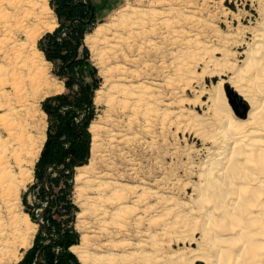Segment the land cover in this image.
I'll return each instance as SVG.
<instances>
[{
    "label": "bare ground",
    "instance_id": "bare-ground-1",
    "mask_svg": "<svg viewBox=\"0 0 264 264\" xmlns=\"http://www.w3.org/2000/svg\"><path fill=\"white\" fill-rule=\"evenodd\" d=\"M49 1L0 0V264H9L11 260V241L20 235L24 237L21 214L24 213L26 224L35 226L29 214L21 213L20 195L32 178V168L46 140L45 131L40 133V126L37 128L38 105L45 96L60 93L64 87L50 82L44 68L46 60L37 47L43 34L58 26ZM195 1L198 0H150L144 8L124 7L113 18L117 23L100 24L85 39L98 63L120 57L127 62L107 71L120 72L116 78L120 82L110 87L112 94L105 87L96 92L97 102L105 99L111 105L109 108L114 109V101L120 108V118L109 119L108 149L103 142L105 126L102 121L93 122L91 162L77 168L76 190L82 209L79 222L84 232L81 244L72 246L71 251L83 264H264V17L253 28L251 47L242 52L244 67H239L229 81L250 106L248 115L241 119L233 111L223 81L210 94L213 117L209 127L191 122L205 141L218 144L217 150H209L210 156L206 154L208 159L204 163L196 165V197L189 204L183 203L186 207L182 210L177 203L175 207L168 205L169 199L147 186L153 185L147 180H142L141 185L128 184L142 178L135 159H127L129 151L125 148L146 141L148 151L153 153L159 115L164 130L173 125L170 104L159 96L170 95V88L176 84L169 73L171 67L181 82L189 84L195 76L193 66L203 61L206 54L218 49L227 61L233 55L229 46L240 42L235 34H217V42L223 43L215 49V42L204 40L206 20L197 16L204 9ZM261 1L264 16V0ZM174 46L176 52L171 51ZM162 48L174 60L162 62L163 72L169 74L163 84H157L160 81L155 83L152 66L145 58ZM133 52L137 56H132ZM140 62L139 67H132ZM213 62V58L205 61L206 65ZM106 95L112 97L106 99ZM161 102L163 109L158 112ZM41 113L46 116L44 111ZM136 125L140 128L139 142L138 134L133 133ZM119 158L129 167L125 165L124 172L118 173ZM96 161L103 162L108 171L97 170ZM86 187H95L97 200L86 195ZM153 198L166 203L160 207L150 202ZM89 213L94 215L97 226L89 225ZM108 220L117 231L109 227ZM144 225L148 226L145 231ZM31 227L26 229L28 238L32 237ZM114 232L124 233L120 244L113 245L117 246L115 249L123 248L121 252L110 248L115 242ZM173 237L189 238L197 247L170 252L168 238ZM25 240L20 241L21 247L31 245L32 240ZM21 257L15 259L19 261Z\"/></svg>",
    "mask_w": 264,
    "mask_h": 264
},
{
    "label": "rangeland",
    "instance_id": "rangeland-1",
    "mask_svg": "<svg viewBox=\"0 0 264 264\" xmlns=\"http://www.w3.org/2000/svg\"><path fill=\"white\" fill-rule=\"evenodd\" d=\"M73 2L74 4H78L80 2H84L85 4H87V2H91L93 7L95 8V18L93 20L90 19V22H88L83 29V32L80 35L82 36V40L79 44L77 52H73V49L71 47H67L62 51V55L55 57L53 60H50L47 58L46 52L44 51V49L46 50V48L50 47V39L48 38V34H53L54 32H56V29L60 27L62 22L56 12L58 3L55 0H50L49 5L55 14L58 26L55 30L47 31L46 33H44L37 42V47L43 53V58L46 60L44 61V68H46L47 76H49L50 82L52 81V84L63 85L64 87L62 88L60 93H54L45 96L42 100L39 101L38 110L40 112V120L39 122H37V128L40 126V128H38L40 133L45 131L46 140L42 147L41 153L36 160L34 167L32 168V178L27 183L25 188L22 189L20 195L21 213L25 212L29 214L31 220L35 223V226L31 227L25 223L24 213L21 214L22 216L20 215L21 218H23L22 220L24 221V223L22 222V227H25L24 237L23 235H20V237L22 236L21 238L17 237L16 239H13L11 241V260L9 264H21V261L23 259L25 260V263L23 264H47L50 258L52 261L51 263L54 264H83L79 260L78 256L70 249L72 248L71 246L81 244V236L84 232L81 230L79 222V213L82 211V209L80 207V203L78 202L79 197L76 190L78 185L76 181V175L78 172L77 168L80 166L88 165L91 162V146L93 141V134L90 131V126L93 122L102 121V125L105 126V128L102 129V134H105L103 142L106 145V149H108L107 144L109 143V140H107V128L111 126V122L109 119L120 118L121 114H117L120 108L119 105L117 106V104L114 103V101H112L113 103L111 102L114 106V109H112L113 107L109 108L111 107V105L109 104L108 106L105 99L101 102H97L95 100L96 92L99 89H103L104 87L106 90L107 88L109 90L114 83L120 82L118 81V79H116L118 78L120 72L116 70L115 73V71L112 72V70L110 69V72L112 73L111 74L107 71H109V68L116 66L119 67L118 65L124 66L127 62V60L122 57L117 59L118 61L116 59L114 60L112 58H108L109 60H106V64H101L99 62L101 64L100 66L98 60L95 59L93 51L86 44L85 39L87 35L94 33L96 27H98L100 24L109 23L114 25L115 22L117 23L118 20H114L113 18H115L120 12L119 10H122L124 7L144 8L145 6L147 7L150 5V0H73ZM197 2L195 1V3L199 4V6L204 9L203 11H200L197 16L201 17V19L206 20L205 24H207V29L205 28V33H207H204L205 36H203L204 40H208L209 42L211 40V42H215L213 44L216 49L223 43V41L217 42L218 35L227 36L228 34H235L234 36H237L236 39H238V41H240L241 43L239 42L237 44L229 46V49L231 52H233V55L227 61L223 60L220 50L217 51L218 49L214 50V53H212L211 51V53L209 52V54H206L207 56L205 55V59L203 61L199 60V63L196 61L197 66L196 64L193 66V71H195V74H192V76H195L189 84L184 81L181 82L180 79L174 75L175 72L174 69H172L173 66L171 67L169 73L170 76L174 78V83L176 84H173V86L175 87L173 88L172 86L170 88V95L159 96L163 100L165 99V102H168L170 104V109L172 111L171 119L173 121V125L164 130L161 127V119L159 115V121L157 120L156 125V144L153 153L148 151L146 141H144V143L139 142L140 134L138 132L140 128H137L136 125V130H132L130 133L132 135H134L133 133L138 134H136V140H138L139 143H132L125 149L126 151H129L127 159L128 156L129 158L135 159V166L139 168L140 179H142L140 181L138 180L137 182H122L126 184L128 182V184L130 185H141L140 183L142 182V180H147L149 184H153L152 186H147L160 192V194L166 196L169 199L168 205L172 204L171 206L175 207V204L177 203V207L181 206L179 208H182V210H184V208L186 207L185 205H183V203L189 204L191 200L197 195L194 188L196 186L195 184H197L199 181V177L197 174L198 166L196 165L204 163V160L208 159L206 157L210 156L212 152L217 150L218 146V144L214 145L212 141H205L203 137L198 135L192 123L202 122L205 125L206 129L207 127H209V119L213 117L210 94L212 92V89L219 86L220 82L223 81V89L233 111L237 115H239L241 119L245 118L248 115L250 106H247V102H245L243 100V97H241L239 93L234 90L229 81L231 77H233L234 74L238 72L237 70L239 69V67H244L243 60H245V55H242V52L251 47V43L254 42L251 34L264 17L261 10L263 7L261 0H198ZM63 20V22L66 23L65 26L62 27V30H60L59 33L57 32L58 34L55 33V35H57V39L59 40L64 38L71 39V35L68 32L70 30L69 25L74 26V23L77 20L76 18L66 19L65 17L63 18ZM118 26H114V28H117ZM215 29L217 33L215 32ZM172 48L174 49H172L171 51L174 50V52H176L178 50L177 46H174ZM162 51L163 48L160 49L157 53L150 54V57L148 56L145 58V60L149 62L150 67L152 66L151 69L153 71V76L155 79L154 81H156L155 83L160 81L157 84H163L164 79L166 78V74H169L167 72H163V63L165 61H168V63H170V61L172 62L174 60L173 57L167 55L168 53L166 50H164L163 52ZM164 52H166V55L164 54ZM136 53L137 52H133L131 55L137 56L138 53ZM73 54H76V56H74ZM63 55H67V57L63 58ZM162 56L165 58V60ZM167 56L169 57V59ZM71 57L73 59H76V62L73 66L66 68V64H69L73 61ZM166 57L168 60L166 59ZM209 58H213L217 65L218 63L220 64L216 66V63L213 62L210 64L207 63L206 65L205 61L209 60ZM221 60L222 62H220ZM196 62L194 61V63ZM139 64L141 65V62L138 64L134 63L132 67L134 68L135 65L136 67H139ZM126 66L130 67V65ZM214 67H220L219 71H214ZM80 82L83 83L84 90L88 91L89 95L81 94L84 91L81 88ZM157 88H160L161 91L163 90L162 87ZM172 88L174 90L173 92H171ZM110 93H113L111 89ZM60 94H66L71 97L72 102L70 105L66 104L63 106V113H65L64 111L69 110V114L71 117V126L74 129H81L82 126L86 129L85 132L87 133L89 139L88 150L85 158L77 163L72 162V157L68 155L65 156L64 159L63 157H60L54 164L45 166V163H43L44 160H40L42 151L49 139L48 133L50 131L54 133L55 129H57V120H61L59 118L50 117L49 114L44 110L43 102L49 97ZM111 97V95H106V99ZM76 99L80 100V105L73 104V101H75ZM163 103L164 102L159 103L158 112L163 109ZM115 107L117 108L115 109ZM245 107L247 108V111L244 114L243 111ZM42 111L46 113V116L41 113ZM180 111L183 116L180 114ZM85 114L88 115V118L87 116H85ZM180 116H182L183 118H181ZM64 137L65 136H63V138ZM67 138L63 140L64 146H70L71 141L74 142V140L77 139L74 133H72V135L68 136ZM76 144L78 143H75L74 147L78 146ZM134 144L138 145L136 146ZM209 150L210 152L212 150V152L210 153ZM207 153H209L208 156L206 155ZM116 162H118L117 164L120 168H123V170L122 168H119L118 173L119 171L124 172V169L129 167L128 163H124L121 159H117ZM95 164V168H97V170H103L105 172L108 171L106 170L107 168H105V164L103 162L96 161ZM43 171V176H41ZM46 173L47 176H45ZM86 188L88 189L89 187ZM87 189L86 195L88 197H91L92 200H97L99 196L97 194L98 192L95 190V187H92V190L90 188L88 190ZM96 196L98 197L95 198ZM150 202L153 204L155 203L156 205L158 203V206L160 207H163V205L166 203V201H160L154 198L150 200ZM94 218L95 217L94 215H92V213H89L86 216V219L88 220V222H90L89 225H92L95 222ZM161 220V218L158 219V221ZM109 225V227L111 228L115 226L112 222H110ZM92 226H97V224L94 223ZM27 227H31L30 230L33 228L32 230L34 234L33 232H31V238L27 237ZM157 227H155L153 230L157 228L159 231V229L162 227V222L157 225ZM145 228H148V226L144 225L143 230ZM112 230L117 231L114 230V227L112 228ZM114 233L115 236L113 238L116 243L114 242L110 248H112L111 250L114 252H121L124 250L123 248L119 247L115 249L117 246H114L115 248H113V245L120 244V242L125 238L123 237L124 233L122 232L123 234L121 233L120 235L116 234V232ZM64 236L65 238L70 237L71 239L66 243H63L62 239ZM26 238L32 240L31 245L29 244L30 246L28 245L25 247H21L20 245L22 244L20 241H23V239L25 240ZM104 239L111 240L112 238L108 239V237H105ZM29 240H27V242ZM168 242H171L169 245L170 252H178L179 250L182 251L186 248L191 249L190 247H197L195 244L192 245L191 239L189 238L187 240H178L176 237H173L168 238ZM65 245L68 246V250L76 256L77 260L73 257H70L66 263H63V261L61 263V259L66 255ZM41 248H45L44 251L42 250V254ZM39 253L41 254V261L38 258ZM16 256L22 257L19 261H17V259H15Z\"/></svg>",
    "mask_w": 264,
    "mask_h": 264
},
{
    "label": "trees",
    "instance_id": "trees-1",
    "mask_svg": "<svg viewBox=\"0 0 264 264\" xmlns=\"http://www.w3.org/2000/svg\"><path fill=\"white\" fill-rule=\"evenodd\" d=\"M55 1L58 3V6L56 7V12L62 22H61L60 27L56 29V32H54L53 34H48V38L50 39V47H49L50 49L46 48V50L44 49V51L46 52L47 58L50 60H53L55 57L62 55V51L66 49L67 47H71L73 49V52L74 51L77 52V49L79 48V44L81 43V40H82V36L80 35L82 34L83 29L85 28L87 23L90 22V19L93 20L95 18V8L91 4V2H87V4H85L84 2L74 4L73 0H55ZM64 17L66 19L76 18L77 21L75 20L76 22L74 23V26L69 25L70 30L68 32L71 35V39L64 38V39L59 40L57 39V35H55V33L57 32L59 33V31L62 30V27L65 26L66 23L63 22ZM76 54H73V55L76 56ZM65 57H67V55H63V58ZM75 62H76V59H73L71 63L66 64V68L73 66ZM80 85L84 91L81 94L89 95V92L84 90L83 83L80 82ZM71 102H72L71 97L66 94H60V95H56L53 97H49L43 102L44 110L49 114V116L52 118L53 117L59 118L61 120V121L57 120V124H56L57 129H55V132L52 133L50 131L48 133L49 139L42 151L41 160H40V161L44 160L43 163H45V166L54 164L55 162H57V160L60 157H63L64 159V157L68 155L72 157L71 159L72 162L77 163L80 160H83L87 154L89 139H88L87 133L85 132L86 129L83 126L81 127V129H74L71 126V117L69 114V110L64 111L65 113H63V106L66 104L70 105ZM73 104L80 105L81 102L79 99H76L75 101H73ZM85 116H87L88 118L87 114H85ZM72 133L75 134V137L77 139L74 140V142L70 140L71 141L70 146H64L63 140H65L68 136H71ZM63 136H65L66 138L65 137L63 138ZM75 143H78L76 144L78 146L74 147ZM43 173L44 171L42 172L41 176H43ZM45 176H47V173L45 174ZM70 239H71L70 237L65 238L64 236L62 239V242L66 243ZM45 248H41V254H42V250L44 251ZM65 248H66V252H65L66 255L64 254L65 256H63L64 259L63 258L61 259V263L62 261L63 263H66L70 257L71 258L73 257L74 259H76V256L68 250L67 245H65ZM51 262L52 261L50 258L47 264H54ZM23 263H25L24 259L21 261V264Z\"/></svg>",
    "mask_w": 264,
    "mask_h": 264
},
{
    "label": "water",
    "instance_id": "water-1",
    "mask_svg": "<svg viewBox=\"0 0 264 264\" xmlns=\"http://www.w3.org/2000/svg\"><path fill=\"white\" fill-rule=\"evenodd\" d=\"M246 111H247V108L245 107V108H244V111H243L244 114H245ZM38 258H39V260L41 261V254H40V253H39V257H38Z\"/></svg>",
    "mask_w": 264,
    "mask_h": 264
}]
</instances>
